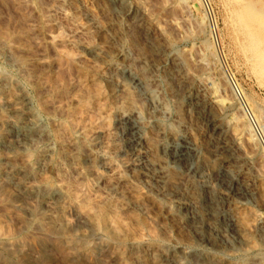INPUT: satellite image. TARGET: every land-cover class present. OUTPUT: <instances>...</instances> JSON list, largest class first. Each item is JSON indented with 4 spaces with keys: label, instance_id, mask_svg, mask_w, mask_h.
<instances>
[{
    "label": "rangeland",
    "instance_id": "1",
    "mask_svg": "<svg viewBox=\"0 0 264 264\" xmlns=\"http://www.w3.org/2000/svg\"><path fill=\"white\" fill-rule=\"evenodd\" d=\"M263 2L0 0V264H172L173 251L183 264H264ZM126 66L152 81L156 107L127 83ZM189 85L223 123L219 156L204 119L177 103ZM213 87L221 105L207 104ZM130 113L144 126L152 159L160 126L182 129L209 156L200 164L225 198L207 197L182 166L172 189L207 200L199 210L217 228L215 243L194 234L124 154ZM14 119L39 120L32 131L49 143L47 156L38 159L35 141L19 146ZM247 168L248 179L239 172ZM232 172L250 182L241 206L227 197ZM199 244L202 254L192 257Z\"/></svg>",
    "mask_w": 264,
    "mask_h": 264
},
{
    "label": "bare ground",
    "instance_id": "2",
    "mask_svg": "<svg viewBox=\"0 0 264 264\" xmlns=\"http://www.w3.org/2000/svg\"><path fill=\"white\" fill-rule=\"evenodd\" d=\"M114 1L117 3H120V4H122L124 2V0H114ZM252 2H254V1H252ZM244 3L247 4L248 2L246 1ZM255 3H257V2L255 1ZM257 5H254V3H252V7H255V6L257 7ZM261 5H262V2H261ZM243 8H245V7L243 6ZM247 8H249V10H250V6ZM257 8H260V5H258ZM261 9H264V8L261 7ZM255 10L257 11V9H255ZM258 10H260V9H258ZM258 12L259 11H257V14H258ZM260 12H259L260 15L264 14V10H262ZM254 15H256V14H254ZM254 18H255V16H254ZM251 22H252V24L254 23L253 21H251ZM249 24H251V23H249ZM252 24H251V26H252ZM249 26L250 25H248V27ZM251 26L249 28H251ZM263 49L264 48H262V50ZM262 53H264V50ZM259 61H261V59ZM263 64H264V62H263ZM121 73L129 85H131L135 89H138L140 91V93L150 102V105L152 107H156L157 103H156V100L153 98V94H152L153 91L150 89V84L152 83V81L150 83V79H148L141 72L137 71L136 69H134L133 67H130V66L123 67L121 69ZM200 91H202V90H200ZM200 91L198 89L196 90L192 85H189L185 88V90H183V92L180 95H177L175 97H176L178 105L180 107H182V108H180V110H182L184 112H188V113H195L204 119V124H205L206 130H207V134L209 133V136H210L209 138H211L212 141H214V145H213L214 152H213V154H214V156L215 155L219 156L222 147H225V146H222L224 143V140H226L224 137V133H225L224 132V126H223L221 119L218 116H215L214 113H212V114H214V116H212L210 114L208 107L203 108V105L201 103V99L199 98V96H200L199 92ZM202 95H203V93H202ZM175 97H174V99H175ZM204 97H206V96H204ZM218 97H219L218 87H213L212 89H210L209 97H207V98H209V100L207 101V104H215L216 103L218 105H221L220 99H222V98L219 97L220 98L219 99ZM22 100L23 101L26 100V97L23 96ZM16 104H17V106H21L20 105L21 103L16 102ZM213 106H215V105H213ZM246 108H247V106H246ZM184 116H185V113H183V112H181V114L177 115L178 122H179V119L182 120L180 117H184ZM38 121H39L38 119L37 120L33 119L30 126H29V125L23 124V122L20 119H14L10 122V124H11V129H12V131H14L15 135L22 138V140H20L18 143L19 146L21 148H28L30 145L29 142L35 141L36 148L40 149V151H38V157H39L38 159H42L43 157H45L49 154L50 146H49V143L46 141H43V143H41V144L38 141H36L37 139L34 136L35 132H33L32 130H33V128H39V122ZM246 128H247V131H249V135L251 136L253 141H255V134L254 135L252 134L253 133L252 125L247 124ZM122 133L125 136L124 154L127 157L128 156L130 157V161L132 162L133 165L139 167L143 171V174L149 180V183L151 184V186L158 193H161L165 197L170 198V203L172 205V208L174 209L175 215L178 216L183 221H185L187 224H189L191 226V230L193 229L194 234L199 235L200 238H201V236L202 237L204 236V238H206L209 242L215 243L217 241L216 237H215V235H216L215 233H216L217 228L212 227L211 225L209 226L210 223L208 224V222H210V221H207L208 219L206 220L207 216L203 214L204 213L203 211L201 212L199 210V208H200L199 205L200 204L203 205L204 203L206 204L207 200L206 199L202 200L199 197L197 199H195L194 196H193V198H187V197L183 196L182 194H180L179 192H177V190L175 191V188L172 189L173 184L175 182V180H174L175 178L173 177V174H174L173 170H176L180 166H182L185 168V170L187 172H190V173L192 172L197 177L196 179H198V180H196V181L199 182L200 187H198L199 186L198 184H196V185H197L198 189H200L199 191L202 190L201 192H204L207 194V197L211 196V198L212 197L213 198L214 197L225 198L226 193L223 191H221V192L217 191L216 192L214 185H213V181L211 182V180H210L211 179L210 178L211 176H209L210 173L208 174L207 170L204 167H202V165L200 164V163H202L201 161H203V160H208V162H209V159H207V158H209V156H207L206 154L203 153L204 150H203V152L201 151V148L199 146L200 144L197 145L195 142H193L189 138L188 134H186L185 131H182V129H181V131L177 129V131L169 132L168 129L160 126L158 128V130L155 132L156 137H157L156 148H157V151L159 154V158L155 160V159H152L150 157V148H148L146 146V143H145L144 126L136 118L135 113H130L123 118ZM238 139L239 138H237V135L234 134V141H235L234 143H236V142L238 143ZM94 146L95 145H93V147ZM210 149H212V148H210ZM95 151L96 150H94V152ZM92 152H93V150L90 153H92ZM209 155H211V154H209ZM241 162H243V161H241ZM204 164H205V162H204ZM102 167H103V163H101V161H100V163L98 164V168H102ZM251 171L252 170H250V168H247V170H240L239 172L240 173L242 172V174H244V176L247 177V179H248L249 177L252 176L253 171L252 172ZM172 172H173V174H172ZM233 172H232V174H233ZM257 175H258V173H257ZM254 177H255V175H254ZM232 178H233L236 186L231 188L230 191H226V192H228L227 197L232 196L231 198L233 199V201L231 204L240 205L241 201H238L237 198L245 197L250 193V190H249L250 182H249V180H246V179H244V180L240 179L239 173L236 175L233 174ZM193 188L195 189V187H193ZM235 197H236L237 201H235ZM211 200H213V199H210V201ZM216 200H218V198ZM249 200H251V199H248V201ZM218 201H220V200H218ZM244 201H246V200L244 199ZM246 204H247V202H246ZM201 208H203V207L201 206ZM206 208L207 207H205V210H206ZM252 211H253V209H252ZM217 213H219V212H217ZM219 215H220V213H219ZM222 215H224V218H226V220H227V224H228L227 228H229L231 231H237L238 224L236 225L237 221L235 220L234 216L230 212H226V211H224V213ZM215 218H216V216H215ZM186 227H187V225H186ZM218 229H219V227H218ZM219 231H221V230H219ZM206 232H207V235H206ZM203 233H204V235H202ZM202 242H204V241H202ZM192 252H193L191 255L192 257H194L195 254L196 255L202 254L203 247H201L199 244L195 248H193ZM176 253L177 252L173 251L172 256L170 258L172 264H183L181 262L180 258L177 257ZM185 255H187V254H185ZM196 260H198V259H196ZM196 262H198V261H196Z\"/></svg>",
    "mask_w": 264,
    "mask_h": 264
},
{
    "label": "built area",
    "instance_id": "3",
    "mask_svg": "<svg viewBox=\"0 0 264 264\" xmlns=\"http://www.w3.org/2000/svg\"><path fill=\"white\" fill-rule=\"evenodd\" d=\"M231 81H232V83H233V87L236 88V90H237L239 96H241L240 93H239V92H240L239 90H241V92H242V89L240 88V86H239L238 83L236 82L235 78L232 77V76H231Z\"/></svg>",
    "mask_w": 264,
    "mask_h": 264
}]
</instances>
